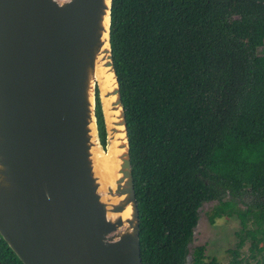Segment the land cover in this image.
<instances>
[{
    "label": "trees",
    "instance_id": "16d2710c",
    "mask_svg": "<svg viewBox=\"0 0 264 264\" xmlns=\"http://www.w3.org/2000/svg\"><path fill=\"white\" fill-rule=\"evenodd\" d=\"M110 16L141 263L187 264L211 203L210 223L239 221L227 264L246 239L264 264V0H112ZM198 249L192 264H221ZM0 264H22L1 236Z\"/></svg>",
    "mask_w": 264,
    "mask_h": 264
},
{
    "label": "water",
    "instance_id": "95a60500",
    "mask_svg": "<svg viewBox=\"0 0 264 264\" xmlns=\"http://www.w3.org/2000/svg\"><path fill=\"white\" fill-rule=\"evenodd\" d=\"M111 2L0 0V236L22 264H142ZM113 143L104 183L94 152Z\"/></svg>",
    "mask_w": 264,
    "mask_h": 264
},
{
    "label": "rangeland",
    "instance_id": "374dc122",
    "mask_svg": "<svg viewBox=\"0 0 264 264\" xmlns=\"http://www.w3.org/2000/svg\"><path fill=\"white\" fill-rule=\"evenodd\" d=\"M211 203H205L199 210V217L193 230L192 241L189 245V254L186 259L187 264H192L198 247L203 246V253L206 257H216L221 264H227L230 260L228 249L237 243L235 232L240 229L239 221L236 218L221 217L210 223L207 218V211ZM250 241L245 240L239 250V259L242 264H256V258L251 256L249 250Z\"/></svg>",
    "mask_w": 264,
    "mask_h": 264
},
{
    "label": "bare ground",
    "instance_id": "6f19581e",
    "mask_svg": "<svg viewBox=\"0 0 264 264\" xmlns=\"http://www.w3.org/2000/svg\"><path fill=\"white\" fill-rule=\"evenodd\" d=\"M109 79L110 78L106 73L105 68L98 66L96 70V80L101 86V90L106 88V90L110 89ZM110 101L111 97L102 100L104 109L108 108ZM116 153L117 150L114 148V143L109 148V150L104 153L97 151L94 152L95 171L104 183H109L114 177V170L116 167Z\"/></svg>",
    "mask_w": 264,
    "mask_h": 264
}]
</instances>
